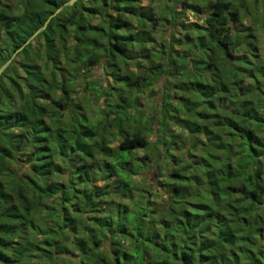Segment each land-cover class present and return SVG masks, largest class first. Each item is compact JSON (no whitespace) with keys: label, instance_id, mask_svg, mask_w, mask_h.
<instances>
[{"label":"trees","instance_id":"obj_1","mask_svg":"<svg viewBox=\"0 0 264 264\" xmlns=\"http://www.w3.org/2000/svg\"><path fill=\"white\" fill-rule=\"evenodd\" d=\"M8 1L0 67L69 0ZM146 1L77 0L0 75V264H264V0Z\"/></svg>","mask_w":264,"mask_h":264},{"label":"water","instance_id":"obj_2","mask_svg":"<svg viewBox=\"0 0 264 264\" xmlns=\"http://www.w3.org/2000/svg\"><path fill=\"white\" fill-rule=\"evenodd\" d=\"M83 1H87V0H83ZM75 2H77V0H69L66 3H64L63 5H61L60 7H58L47 19L46 21L43 23V25L37 29L27 40L26 42L18 49L16 50L13 55L11 56V58L5 62L1 67H0V75L2 74V72L5 70V68L9 65V63L12 61V59L15 57V55L20 52L23 48H25L27 45H29L36 37L37 35H39L42 31L45 30V28L47 27L49 21L55 17L61 10H63L65 7H70L72 6Z\"/></svg>","mask_w":264,"mask_h":264},{"label":"rangeland","instance_id":"obj_3","mask_svg":"<svg viewBox=\"0 0 264 264\" xmlns=\"http://www.w3.org/2000/svg\"><path fill=\"white\" fill-rule=\"evenodd\" d=\"M141 1V3H142V6L143 7H147V4H148V2L146 1V0H140ZM8 2H11V0H9ZM161 4H159V2H157V1H155L154 3H153V8H154V11L156 12V10L159 8V6H160ZM177 7V9L179 8V6H176ZM178 11H179V9H178ZM187 16H189V14H187ZM163 31H165V32H163V33H170L169 32V30H167V28L165 27V28H163ZM163 36H167V35H164L163 34ZM156 37H158V36H156ZM164 38V37H163ZM166 38V37H165ZM35 45V44H34ZM155 47V46H154ZM146 48H147V51H149L150 50V47L149 46H146ZM128 56H130V54H128ZM130 70H132L133 71V69H134V67L133 66H131V64H130V66L128 67ZM135 71V70H134ZM93 74L96 76V79L97 80H100V81H103V79H104V76L103 75H100L98 72H97V70L96 69H94L93 70ZM162 85V82L160 81V80H158L157 82H156V84H155V86H154V91L153 92H147V94H151V95H155V97L157 96V91H158V89L160 88V86ZM75 91H78V88L75 90ZM79 92H81L80 91V88H79ZM146 94V95H147ZM79 95L80 96H84V97H86V99H92V98H88V95L87 94H80L79 93ZM79 96V97H80ZM145 97V96H144ZM146 98V97H145ZM73 103H77V97H75L74 98V100H73ZM148 171H152V170H148ZM150 175H151V178H152V173H149V177H150Z\"/></svg>","mask_w":264,"mask_h":264},{"label":"flooded vegetation","instance_id":"obj_4","mask_svg":"<svg viewBox=\"0 0 264 264\" xmlns=\"http://www.w3.org/2000/svg\"><path fill=\"white\" fill-rule=\"evenodd\" d=\"M10 64V63H9Z\"/></svg>","mask_w":264,"mask_h":264}]
</instances>
